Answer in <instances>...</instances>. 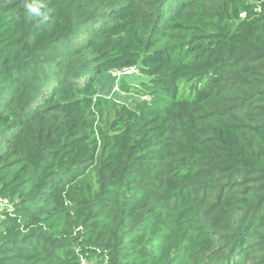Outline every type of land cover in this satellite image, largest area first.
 I'll return each mask as SVG.
<instances>
[{
    "label": "trees",
    "instance_id": "trees-1",
    "mask_svg": "<svg viewBox=\"0 0 264 264\" xmlns=\"http://www.w3.org/2000/svg\"><path fill=\"white\" fill-rule=\"evenodd\" d=\"M0 198V264H264V0H0Z\"/></svg>",
    "mask_w": 264,
    "mask_h": 264
},
{
    "label": "rangeland",
    "instance_id": "rangeland-1",
    "mask_svg": "<svg viewBox=\"0 0 264 264\" xmlns=\"http://www.w3.org/2000/svg\"><path fill=\"white\" fill-rule=\"evenodd\" d=\"M112 76H114L115 78L111 79V77L108 79L107 77H104L105 80H112L108 85H110L109 87L104 85L101 87V90L99 91L101 94L103 95H107L108 97H118V101H122L126 104H133V101L132 99L134 97H132V99L125 95L124 93H121L118 89H119V86L121 85L120 82H122L124 79L126 78H135V82H138V84L140 86H142L143 83H146L149 79L147 78H144V77H141V74L139 72L137 73H133L131 74L130 76H125L123 74H118L117 73H112ZM100 79V77L98 78ZM113 82V83H112ZM141 83V84H140ZM99 88V87H98ZM111 89V92H109V90ZM118 95V96H117ZM1 208V211H0V219H3L5 217V214L6 212H9L11 211V206L8 204L7 201H4V207H0ZM83 264H87V262H84Z\"/></svg>",
    "mask_w": 264,
    "mask_h": 264
},
{
    "label": "crops",
    "instance_id": "crops-1",
    "mask_svg": "<svg viewBox=\"0 0 264 264\" xmlns=\"http://www.w3.org/2000/svg\"><path fill=\"white\" fill-rule=\"evenodd\" d=\"M135 80V78H126L124 81H122V82H120V83H129V84H135V85H137L138 84V82H135L134 81ZM111 81L110 80H105V79H103L102 78V81L100 82V84H99V86H100V90H101V87L102 86H104V85H106V86H110V85H108L109 83H110ZM113 83V82H112ZM109 92H111V89L109 90ZM131 99H132V95H130L129 96Z\"/></svg>",
    "mask_w": 264,
    "mask_h": 264
},
{
    "label": "built area",
    "instance_id": "built-area-1",
    "mask_svg": "<svg viewBox=\"0 0 264 264\" xmlns=\"http://www.w3.org/2000/svg\"><path fill=\"white\" fill-rule=\"evenodd\" d=\"M139 72V68L138 67H135V68H131V69H125L121 72H118V74H123L125 76H130L131 74L133 73H137ZM0 207H4V201L0 198ZM0 211H1V208H0Z\"/></svg>",
    "mask_w": 264,
    "mask_h": 264
}]
</instances>
